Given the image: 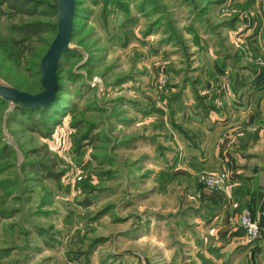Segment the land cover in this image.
<instances>
[{"label": "rangeland", "instance_id": "obj_1", "mask_svg": "<svg viewBox=\"0 0 264 264\" xmlns=\"http://www.w3.org/2000/svg\"><path fill=\"white\" fill-rule=\"evenodd\" d=\"M35 1L33 15L0 2V35L21 20L54 24L34 43L44 52L55 0ZM72 22L53 101L31 112L0 101V264H164L185 252V199L208 189L204 171L173 170L182 156L165 133L170 105L199 89L192 46L212 45L226 64L204 98L215 86L257 88L264 111V0H74ZM5 46L0 83L39 91L43 52ZM135 112L156 117L136 125Z\"/></svg>", "mask_w": 264, "mask_h": 264}, {"label": "crops", "instance_id": "obj_2", "mask_svg": "<svg viewBox=\"0 0 264 264\" xmlns=\"http://www.w3.org/2000/svg\"><path fill=\"white\" fill-rule=\"evenodd\" d=\"M192 47L196 49L193 60L198 65L199 89L194 92L185 88L182 105H170L172 131L165 128L166 138L173 142L171 154L182 156H178L173 170L187 174L224 170L227 179L218 191L203 188L201 197L191 192V198L185 199L186 209L179 215L185 227L180 231L185 237V252L171 253L162 263L180 264L179 259H183L182 264H264V162L260 160L263 150H257L264 142V122L253 119L264 112L263 106L252 104L257 88L215 86L208 88L204 98V85L219 82V69L226 64L219 63L212 45L199 50ZM261 71L248 78L251 85L259 80ZM135 113L136 125L156 117L153 112ZM140 116L146 120L140 121ZM252 124H256V131H250ZM153 128L156 132L157 124ZM242 208L249 210L261 228L260 237L250 244L243 241L238 226Z\"/></svg>", "mask_w": 264, "mask_h": 264}, {"label": "water", "instance_id": "obj_3", "mask_svg": "<svg viewBox=\"0 0 264 264\" xmlns=\"http://www.w3.org/2000/svg\"><path fill=\"white\" fill-rule=\"evenodd\" d=\"M55 32L38 61V80L41 89L28 92L15 86L0 83V99L8 100L23 109L34 110L48 106L58 87L56 68L60 56L67 50L72 33L74 0H55Z\"/></svg>", "mask_w": 264, "mask_h": 264}, {"label": "trees", "instance_id": "obj_4", "mask_svg": "<svg viewBox=\"0 0 264 264\" xmlns=\"http://www.w3.org/2000/svg\"><path fill=\"white\" fill-rule=\"evenodd\" d=\"M0 2H5L8 7H11V9L15 8L17 11L19 10L25 14L33 15L35 13L32 12V10L36 7L35 0H0ZM53 26L54 24L40 20H21L16 23H10L7 28L9 32L8 35H0V46L6 47L7 50V46H5V44H8L13 49L12 52L19 54L20 56L37 57L43 52V48L45 46L36 49L34 43L36 42L40 45L42 43L41 34L49 31V29ZM35 66H37V62H35ZM0 101L2 102L5 100L0 99ZM16 107L22 110L19 106L16 105ZM27 111L31 112L32 110L28 109ZM26 113L28 114L29 112ZM0 152L8 154L9 149L6 145H4L0 148Z\"/></svg>", "mask_w": 264, "mask_h": 264}, {"label": "built area", "instance_id": "obj_5", "mask_svg": "<svg viewBox=\"0 0 264 264\" xmlns=\"http://www.w3.org/2000/svg\"><path fill=\"white\" fill-rule=\"evenodd\" d=\"M198 180L210 190L218 191L226 183L227 175L224 170L204 171L197 175ZM238 226L242 231L245 243H252L261 235V228L252 217L247 208H242L238 213Z\"/></svg>", "mask_w": 264, "mask_h": 264}]
</instances>
